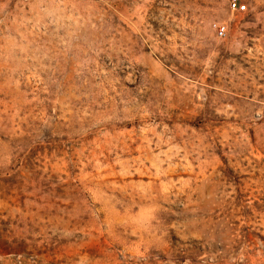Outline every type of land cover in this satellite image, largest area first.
<instances>
[{
    "label": "rangeland",
    "instance_id": "obj_1",
    "mask_svg": "<svg viewBox=\"0 0 264 264\" xmlns=\"http://www.w3.org/2000/svg\"><path fill=\"white\" fill-rule=\"evenodd\" d=\"M238 1L0 0V264H264V0Z\"/></svg>",
    "mask_w": 264,
    "mask_h": 264
},
{
    "label": "built area",
    "instance_id": "obj_2",
    "mask_svg": "<svg viewBox=\"0 0 264 264\" xmlns=\"http://www.w3.org/2000/svg\"><path fill=\"white\" fill-rule=\"evenodd\" d=\"M230 7L232 10L244 11L246 9V4H241L238 0H231ZM219 36H224L226 34V26H216Z\"/></svg>",
    "mask_w": 264,
    "mask_h": 264
}]
</instances>
